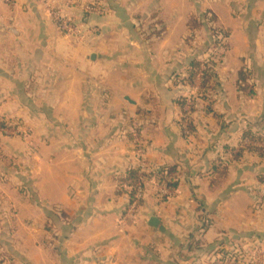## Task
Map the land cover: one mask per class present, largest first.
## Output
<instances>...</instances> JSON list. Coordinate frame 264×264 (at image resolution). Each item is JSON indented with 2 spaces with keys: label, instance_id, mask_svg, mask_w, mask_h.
Segmentation results:
<instances>
[{
  "label": "crops",
  "instance_id": "0c3cea01",
  "mask_svg": "<svg viewBox=\"0 0 264 264\" xmlns=\"http://www.w3.org/2000/svg\"><path fill=\"white\" fill-rule=\"evenodd\" d=\"M206 12L227 51L189 115L179 101L199 94L186 79L210 41L190 21ZM0 119L32 135L0 138V198L20 187L42 236L20 251L32 264H208L242 236L264 264V157L234 158L246 132L264 134V0H0ZM131 170L147 182L134 210Z\"/></svg>",
  "mask_w": 264,
  "mask_h": 264
},
{
  "label": "rangeland",
  "instance_id": "374dc122",
  "mask_svg": "<svg viewBox=\"0 0 264 264\" xmlns=\"http://www.w3.org/2000/svg\"><path fill=\"white\" fill-rule=\"evenodd\" d=\"M153 16L150 15L148 19L152 18ZM215 13H203L202 15H195L191 18L190 26L193 29V31L201 32L203 35L204 32H206V35H210V41L208 43V56L207 58L200 61L202 63V66L200 68L201 74L203 73L205 69V64L214 65L216 63H219L221 61V58L224 56L225 51H227V40H226V34L227 31L224 29H221V26L217 23L215 20ZM222 20H227V15L224 13H221ZM228 26H232L230 23H226ZM154 27L155 23H151L150 20L147 22H143L140 25V31H148L149 27ZM157 29L156 27H154ZM81 29V28H80ZM199 29V30H198ZM75 31V29H74ZM213 37H215L213 39ZM212 38V39H211ZM202 77V75H201ZM198 77L195 81L199 80V83L201 84L202 78ZM195 84V83H194ZM248 91L251 92L252 89H249V87L246 88ZM253 91V90H252ZM209 93H205L204 96L198 94L196 95L195 99L193 97L185 99L186 100V106L185 110L190 112V109L195 106L197 103L196 100H202L206 99V95ZM194 99V100H193ZM189 113V115H191ZM188 115V116H189ZM186 115H182V118H184ZM181 118V117H180ZM186 120H182L185 125L186 129ZM4 124V125H3ZM6 124V126H5ZM183 125V126H184ZM262 134V133H261ZM264 135V134H262ZM18 137L25 140L28 139V141H31V132L25 128H22L17 123H10L7 121H3L0 119V138L1 137ZM245 144L252 145V146H258L264 149L263 143H256L253 142L250 139L244 140ZM253 155V153L251 152ZM253 160V158H252ZM9 161H5L3 159H0V166H6L8 169H10ZM9 166V167H8ZM4 173L3 168L0 167V178L1 175ZM248 178V182L253 183V174H246ZM5 194H9V202H11V205L9 204L7 199L0 198V263L1 264H32V262L27 261V259L22 257V254L20 251H25L27 247L26 244H39L41 243L42 236L37 235L38 231L33 228V226H29V222L31 220V223H35L34 219V211L29 205H26L23 199L20 196V190L18 188L11 189L3 188ZM18 190V191H17ZM12 206V209L16 210V214H12V217L10 216V209ZM251 238H245L241 237L242 240L240 242H243V244H239L238 242H235V238L231 237L228 238L229 241L227 245L224 248L218 249L219 252L215 254V251L211 254H208V257H206L205 261L208 264H253V247L248 246L246 244L245 239H252ZM20 242H22L23 245L22 248L19 247ZM239 244V245H238ZM18 248V249H17ZM31 251V250H30ZM37 251V250H36ZM35 251V252H36ZM34 258L36 261V264H41V258H43L42 253L37 252L34 255H30V258ZM39 260V261H37ZM45 264V263H43ZM52 264H57L53 261Z\"/></svg>",
  "mask_w": 264,
  "mask_h": 264
},
{
  "label": "trees",
  "instance_id": "16d2710c",
  "mask_svg": "<svg viewBox=\"0 0 264 264\" xmlns=\"http://www.w3.org/2000/svg\"><path fill=\"white\" fill-rule=\"evenodd\" d=\"M201 66H202L201 62L193 61L190 65L189 76L186 79V81H187L188 85L192 87L195 83V80L198 77H201V75H202L199 94L204 96L205 93H207V91L213 90L214 86L217 83H216V76H215V72H214V65L210 66L209 64H205V69H204L202 74H201L202 71H200ZM179 105H180V108L182 109V112L185 114L194 112L195 107H196V106H193L190 109V112L186 111L185 110V106H186V100L185 99H182L181 101H179ZM5 126H6V124H5ZM191 128H192L191 125H188L189 131L191 130ZM244 138H245V140L250 139L256 143H264V135H262V134H253L252 132L249 131V132L245 133ZM245 151L255 153L260 158L264 157V149L263 148L258 147V146L243 144L241 150L239 151V153L235 154L234 158H236V159L240 158ZM173 175H174V171L172 169H170V170H167V169L157 170L154 173V176L157 178V180L161 184L166 185V187H168L170 189H174L176 187V183L173 182V180H172ZM148 177H150V176H148ZM148 177H147V179H148ZM137 178H138V171L137 170H131L128 173L127 178L122 181L123 186H127L130 188L131 204L135 200ZM215 254H217V251H215Z\"/></svg>",
  "mask_w": 264,
  "mask_h": 264
},
{
  "label": "built area",
  "instance_id": "2783aa9c",
  "mask_svg": "<svg viewBox=\"0 0 264 264\" xmlns=\"http://www.w3.org/2000/svg\"><path fill=\"white\" fill-rule=\"evenodd\" d=\"M58 22V26H59V29L63 32H66V33H71L74 31V26L66 21L64 18H60L59 20H57ZM138 147V154L139 155H142L144 153V148L140 145V143H137ZM146 177H145V172L143 170H140L138 172V178H137V184H136V191H135V200L133 201L132 203V209H136L140 202L142 201V198H143V194H144V191H145V185H146ZM162 185V187H165V185L163 184H160ZM168 189L167 188H163V193H168Z\"/></svg>",
  "mask_w": 264,
  "mask_h": 264
},
{
  "label": "water",
  "instance_id": "95a60500",
  "mask_svg": "<svg viewBox=\"0 0 264 264\" xmlns=\"http://www.w3.org/2000/svg\"><path fill=\"white\" fill-rule=\"evenodd\" d=\"M160 222L156 217H151L149 221V225L153 228H158Z\"/></svg>",
  "mask_w": 264,
  "mask_h": 264
}]
</instances>
